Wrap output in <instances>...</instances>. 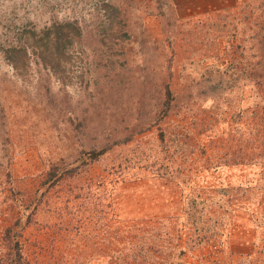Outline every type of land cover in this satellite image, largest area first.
Instances as JSON below:
<instances>
[{"label": "rangeland", "instance_id": "374dc122", "mask_svg": "<svg viewBox=\"0 0 264 264\" xmlns=\"http://www.w3.org/2000/svg\"><path fill=\"white\" fill-rule=\"evenodd\" d=\"M55 21L69 84L5 55ZM258 206L264 0H0V264H264Z\"/></svg>", "mask_w": 264, "mask_h": 264}, {"label": "trees", "instance_id": "16d2710c", "mask_svg": "<svg viewBox=\"0 0 264 264\" xmlns=\"http://www.w3.org/2000/svg\"><path fill=\"white\" fill-rule=\"evenodd\" d=\"M83 35L81 26L75 21H55L41 30L23 29L21 39L17 44L10 45L5 50V55L11 61L19 74H24L23 68L27 65L26 57L30 52L49 69L60 81L65 84L71 83L68 75L70 52L76 42L73 35ZM166 107L171 106L173 92L166 86ZM104 150H92L91 157L97 158Z\"/></svg>", "mask_w": 264, "mask_h": 264}, {"label": "crops", "instance_id": "0c3cea01", "mask_svg": "<svg viewBox=\"0 0 264 264\" xmlns=\"http://www.w3.org/2000/svg\"><path fill=\"white\" fill-rule=\"evenodd\" d=\"M172 202H173L174 204L180 206V205H179V202H180L179 200H177V199H173ZM258 210H260V211H264V206H258Z\"/></svg>", "mask_w": 264, "mask_h": 264}]
</instances>
